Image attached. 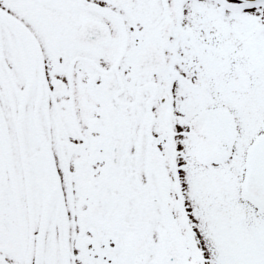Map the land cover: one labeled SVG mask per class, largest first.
Here are the masks:
<instances>
[{
	"label": "snow or ice",
	"instance_id": "6c2138e0",
	"mask_svg": "<svg viewBox=\"0 0 264 264\" xmlns=\"http://www.w3.org/2000/svg\"><path fill=\"white\" fill-rule=\"evenodd\" d=\"M0 264H264V0H0Z\"/></svg>",
	"mask_w": 264,
	"mask_h": 264
}]
</instances>
